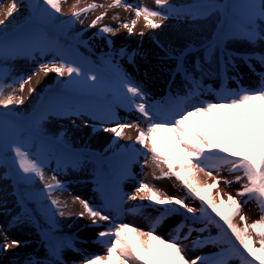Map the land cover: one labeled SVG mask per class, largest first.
Masks as SVG:
<instances>
[{
  "label": "snow or ice",
  "instance_id": "snow-or-ice-1",
  "mask_svg": "<svg viewBox=\"0 0 264 264\" xmlns=\"http://www.w3.org/2000/svg\"><path fill=\"white\" fill-rule=\"evenodd\" d=\"M61 3L62 0H42V5H31L32 13L48 21H55L56 14H62ZM20 7L17 0H13L5 19L12 18ZM98 7L102 5L93 3L81 10H75L74 6L71 18L62 23H82L80 17ZM110 7H123L134 12L135 19L118 26L127 29L129 35L133 33L141 16L146 27L159 29L163 21L168 20L172 14H179L167 0H156L158 10L127 4L125 0H114ZM189 14L195 18L199 12ZM106 15L107 13H103L98 16L89 27H96ZM0 25H4L0 29V59L14 58L20 54L30 55L36 51L43 53L48 46L46 38L39 31L10 35L5 20H0ZM116 30L105 26L100 32L109 34ZM228 40H243L248 44L264 42V0H242L241 3L232 5L230 13H225L213 46L214 52L219 49L221 73L229 65L234 67V61L238 58L245 62L253 59L251 56L241 57L228 52L224 47ZM117 55L127 56L129 63H134L136 53L128 54L126 50L120 49ZM168 55L171 57L172 53L169 52ZM186 55L187 49L174 58L177 60L175 73L183 75L188 86L187 94L174 97L167 107L149 103L148 93L144 88L126 72L115 67L110 59L105 61L112 77L109 85L106 84L108 76L94 71L86 63L60 56L53 61L41 63L38 72H33L32 75L43 72L45 75L55 73L64 77L66 74L68 80L64 88L73 90L77 96L58 102L50 113H41L27 129L16 123L14 113L0 112V166L11 171L12 175L7 179L14 178L16 182L26 184L38 180L43 184L41 195L50 202L51 207L47 211L51 218L57 215L64 218L67 205L54 197L56 191L64 190L58 177L54 174L50 180L45 178V160L55 141L45 140L40 134L39 124L49 114L68 118L87 114L104 126L97 128L85 120V128L93 127V131L111 132L115 140L123 138L125 129L137 128L138 135L134 145L139 144L146 151L140 152L134 146L127 150L123 167L114 184L130 177V165L137 162V156H144L145 164L150 162L160 172L157 176L154 171L155 179L174 178L183 188V196H172L145 181H140L134 193L130 194H120L114 186L102 185L103 199L99 206L74 197L80 200L84 209L78 214V218L83 219L87 215L91 224L97 228H102L100 222H107L109 225L97 233V239L105 245L106 253L85 256L82 264H113V261L115 264H153V261L154 264H232L234 260L239 261V264H264V72L258 73L260 84L256 88L225 89L217 94L214 101L192 103L202 95L203 84L195 75L200 66L190 70L184 63ZM258 59L264 65V55ZM32 75L13 81L19 83L20 92L31 81ZM8 88L12 90L5 95ZM16 91L12 85L0 84V107L8 109L11 105H22L24 100L15 95ZM29 91L32 93L35 89ZM116 108L139 113L147 121L146 128H140L139 122H121L116 115ZM193 117H199L204 124L210 126L211 131H206L194 122ZM161 134H168L164 136V151H160L157 144ZM30 139L40 140L41 148L38 152L28 150ZM177 168L180 170L177 171ZM225 169L235 176L234 181L223 180L225 185L231 186L234 182L241 184L236 195L229 193L227 200L219 192L216 197L211 194L213 189H218L221 183L219 173ZM199 172L211 178L212 183L200 187L196 179ZM242 181L246 182L241 183ZM138 198L161 210L148 231L119 220L124 211V201H136ZM189 199L198 200L199 206H190L187 203ZM251 201L259 208V219L249 224L242 210ZM172 215H183L184 220L173 228L171 237L165 239L156 234V230ZM236 217L244 222L243 227L234 223ZM196 224H202L203 227L192 226ZM209 226H215L217 235L191 239L193 232L203 234ZM253 233L259 238V248L253 246ZM190 239L193 250L211 244L219 251L210 257L190 258L184 246V242ZM19 246L18 240H12L11 243L0 244V250L7 251ZM65 250L79 252L72 241L53 242L50 239L49 259L46 262L29 259L25 264H66L62 258Z\"/></svg>",
  "mask_w": 264,
  "mask_h": 264
},
{
  "label": "rangeland",
  "instance_id": "rangeland-1",
  "mask_svg": "<svg viewBox=\"0 0 264 264\" xmlns=\"http://www.w3.org/2000/svg\"><path fill=\"white\" fill-rule=\"evenodd\" d=\"M29 1L17 0L21 7L13 14L12 18L5 19L6 12L13 0H0V20L9 23L15 17H25L30 12L33 16L31 9L33 4ZM204 1L206 0H167L168 4L176 8L179 14H172L168 20L163 21L162 27L159 29L146 27L141 16L137 20L133 33L129 35L127 29L118 26L135 19V14L123 7H110L114 0H62V21L71 18L74 6L75 10L87 8L93 3L102 5V7L82 15L80 17L82 23L65 24L61 22L58 29L46 32L48 46L43 53L36 51L30 55L20 54L14 58L0 59V84L12 85V88L17 89L15 95L24 100L22 105H11L12 113H20L23 116L30 114L26 117L25 122L16 118V123L21 128L27 129L40 117L41 113H50L58 102L71 100L78 95L73 90L64 88V84L68 80L66 74L64 77H59L55 73L45 75L43 72L32 75L33 72H38L41 63L53 61L60 56L86 63L94 71L108 76L106 84L109 85L112 82V77L109 75L110 68L105 61L110 59L115 67L126 72L144 88L148 93L149 103H155L162 107L169 106L174 97L187 94L188 86L183 75L175 73L174 63V56L184 49L199 48L195 53L188 54L184 60L190 70L196 69L197 65L200 66L195 75L203 84V92L192 103L214 101L217 94L225 89L238 90L240 87H258L260 84L258 73L264 72V65L258 59L259 56L264 55V42L248 44L243 40L226 41L224 47L227 50L231 49L236 53L243 52L247 56L253 57L251 60L253 65L248 67L243 60L238 58L234 61V67L231 65L227 67L230 73L229 79L227 81L220 80L218 50L207 54L209 49H213V46L205 47V45L216 34L214 29L216 21L222 20V17L218 10L219 7L207 8L206 5H202ZM241 2L242 0H230L228 13L232 11V5ZM125 3L158 10L156 0H125ZM196 12L199 14L195 18L189 14ZM103 13H107L103 20L96 27L90 28L89 25L92 21ZM105 26L117 30L115 33L101 34L100 29ZM120 49L126 50L128 54L135 52L134 63H129L127 56L117 55ZM82 52L88 54L87 57L83 56ZM169 52L172 53L171 57L168 55ZM29 75H32L31 81L25 84L23 92H20L18 90L19 83H13V81ZM55 88L56 90H54ZM30 89H35L38 98H36L35 92L30 93ZM11 90V88L6 89L5 95ZM50 90L54 91L48 103L35 108L41 97ZM2 108L0 107V109ZM34 108L35 110H33ZM115 111L121 122H139L140 128H146L147 121L139 113L130 112L125 108H116ZM197 118L193 117L194 122L200 124L206 131H211L210 126L201 120L197 121ZM85 120L97 128L104 126L87 114L71 118L49 114L39 124L40 134L45 140L55 141L50 154L46 157L44 171L47 180H50L55 174L64 185L63 191L54 193L55 198L67 205L64 218L58 215L54 218L50 217L47 211L51 207L50 202L41 195L43 184L38 180L26 184L16 182L14 178L7 179L6 177L12 175L11 171L0 166V244L11 243L12 240L20 242L19 247H11L7 251L0 250V264H25L29 259L46 262L49 259L50 239L53 242L72 241L79 249V252L72 250L63 252L62 257L66 264H82L85 256L104 255L106 247L97 239V233L102 228H107L108 223L100 222L102 228H97L91 224L87 215L83 219L78 218V214L84 209L80 200L74 199V197H80V199L89 201L93 206H99L103 199L101 186H104L106 178L111 179V186H114L120 194L134 193L139 182L145 181L168 195H184L183 188L174 178L155 179L154 171L157 176L160 175V172L150 162L145 164L144 156H137V162L130 165V177L114 184L123 167L124 155L127 150L134 146L140 152L146 151L141 145H134L138 135L137 128L125 129L123 138L115 140L114 134L111 132L93 131V127L85 128ZM166 135L168 134H161L157 141L158 148L162 151L165 150L164 136ZM40 148L39 139L28 141L29 151L36 153ZM9 155L12 154L9 153ZM101 164L102 171L99 169ZM179 170L177 168V171ZM213 175L217 174L213 173ZM196 179L200 187L212 183L211 178L202 172L197 173ZM219 179L221 183L218 189H213L211 193L214 197L219 192L227 200L229 193L235 196L241 187V184L235 182L231 186L223 183L225 179L235 180V176L229 174L226 169L219 173ZM244 182L246 181L241 183ZM124 202L126 206L123 204L124 211L119 220L144 231L150 230L154 219L160 214V208L151 206L148 201H141L139 198L136 201L126 199ZM187 203L193 207L199 206L198 200L189 199ZM224 210L227 212L226 207ZM242 211L249 224L259 219V208L254 201L246 204ZM183 220V215L168 217L164 224L157 228L156 234L169 239L173 228ZM234 223L239 227H243L244 224L239 220V217L235 218ZM192 226L203 227L202 224ZM216 230L215 226H209L203 234L193 232L191 239L215 236ZM45 231L51 232L49 234L51 236L46 239L42 238V233ZM191 239L184 242L186 254L190 258L210 257L219 251L216 246L211 244L193 250L191 249ZM258 239L253 233V246L256 248H259ZM148 258L145 257V259ZM232 264H239V261L234 260Z\"/></svg>",
  "mask_w": 264,
  "mask_h": 264
},
{
  "label": "trees",
  "instance_id": "trees-1",
  "mask_svg": "<svg viewBox=\"0 0 264 264\" xmlns=\"http://www.w3.org/2000/svg\"><path fill=\"white\" fill-rule=\"evenodd\" d=\"M42 3V0H39V3L38 4H41ZM57 18L55 21H48L49 24H53L57 21H59L61 18H63V15L62 14H56ZM30 18V15L29 13L27 15H25V17H15L14 20H11L9 23H5V25H8V32L11 34L13 32L14 29H18L20 26L21 23H23L25 20L29 19ZM4 28V25H0V29H3ZM37 92L35 91V96L36 98H38L37 96ZM11 107V106H9Z\"/></svg>",
  "mask_w": 264,
  "mask_h": 264
},
{
  "label": "bare ground",
  "instance_id": "bare-ground-1",
  "mask_svg": "<svg viewBox=\"0 0 264 264\" xmlns=\"http://www.w3.org/2000/svg\"><path fill=\"white\" fill-rule=\"evenodd\" d=\"M198 120H201V119L198 117V118H197V121H198ZM193 121H194V120H193ZM159 138H160V137H159Z\"/></svg>",
  "mask_w": 264,
  "mask_h": 264
}]
</instances>
